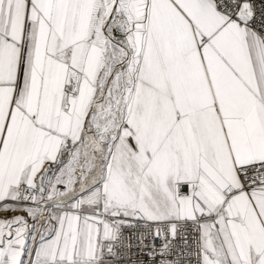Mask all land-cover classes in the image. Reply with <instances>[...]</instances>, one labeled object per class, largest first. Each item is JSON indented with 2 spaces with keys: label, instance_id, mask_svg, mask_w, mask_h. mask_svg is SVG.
Segmentation results:
<instances>
[{
  "label": "snow or ice",
  "instance_id": "1",
  "mask_svg": "<svg viewBox=\"0 0 264 264\" xmlns=\"http://www.w3.org/2000/svg\"><path fill=\"white\" fill-rule=\"evenodd\" d=\"M0 264H264V0H0Z\"/></svg>",
  "mask_w": 264,
  "mask_h": 264
}]
</instances>
